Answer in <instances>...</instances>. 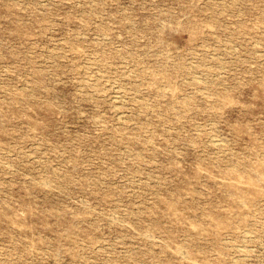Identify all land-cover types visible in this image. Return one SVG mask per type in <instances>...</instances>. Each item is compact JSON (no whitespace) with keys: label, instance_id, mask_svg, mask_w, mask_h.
<instances>
[{"label":"rangeland","instance_id":"1","mask_svg":"<svg viewBox=\"0 0 264 264\" xmlns=\"http://www.w3.org/2000/svg\"><path fill=\"white\" fill-rule=\"evenodd\" d=\"M0 264H264V0H0Z\"/></svg>","mask_w":264,"mask_h":264}]
</instances>
